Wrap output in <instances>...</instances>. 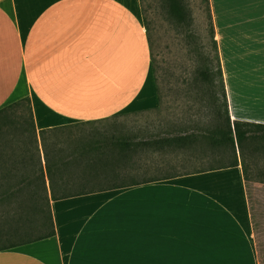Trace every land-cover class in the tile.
Returning <instances> with one entry per match:
<instances>
[{
    "label": "crops",
    "instance_id": "1",
    "mask_svg": "<svg viewBox=\"0 0 264 264\" xmlns=\"http://www.w3.org/2000/svg\"><path fill=\"white\" fill-rule=\"evenodd\" d=\"M208 2L229 120L264 125V85L230 80L264 74L235 54L264 55V0ZM151 82L138 0H0V109L27 97L36 132L152 108ZM7 139L0 187H19L43 152ZM162 148L116 165L136 184L50 201L53 235L0 264H264V181L239 165L186 172Z\"/></svg>",
    "mask_w": 264,
    "mask_h": 264
},
{
    "label": "trees",
    "instance_id": "2",
    "mask_svg": "<svg viewBox=\"0 0 264 264\" xmlns=\"http://www.w3.org/2000/svg\"><path fill=\"white\" fill-rule=\"evenodd\" d=\"M201 1L205 6L206 35L210 50L200 52L198 56L200 70L196 71V76L193 79H196V81L200 79L201 82L207 84L212 115L211 127L200 129L201 133L181 132L174 136L160 137L137 143L116 139L108 142V145L104 144V146H85L81 141H78L73 148L76 150L73 154H69L63 160H59L58 157L57 161H54L53 157L56 158L57 154L53 150L50 152L51 154L47 155L45 153L46 135L49 134L50 136L66 126L36 132L27 97L0 109V147L8 140L7 137L11 136L14 137L16 142L21 143L27 149L34 150L38 155L39 142L44 160L43 170L38 168L37 171L27 172L25 182L21 186L0 187V250L52 236L53 225L49 210L50 201L105 189L120 188L121 184H136L129 172L128 174L121 173L116 168L117 164H123V162L129 160L131 149L164 147L171 151L181 150L185 155L183 160L187 163V167L181 164V170H186L189 167L186 172L196 173L202 170H215L239 165L242 178L246 181L252 180L249 178L250 175L246 166L240 160L238 163L235 152L237 150L238 153H241L244 149L263 151L264 125L238 121L230 122L209 3L208 0ZM158 3L166 18L165 20L170 24L173 31L178 35L191 39L193 36L190 29L191 15L185 0H158ZM138 4L148 47L150 74L153 75L155 72L154 61L150 52L152 40L146 19L145 0H138ZM155 92L159 102L157 88H155ZM84 123L88 122L74 124ZM196 143L208 150L209 156L212 155L211 152L217 156H228V162L206 169H190L192 165L200 160L198 158L199 154L194 155L191 153ZM49 155L50 161L48 159ZM37 164L39 165V161H37ZM142 180L146 182L145 179L140 177V181Z\"/></svg>",
    "mask_w": 264,
    "mask_h": 264
},
{
    "label": "rangeland",
    "instance_id": "3",
    "mask_svg": "<svg viewBox=\"0 0 264 264\" xmlns=\"http://www.w3.org/2000/svg\"><path fill=\"white\" fill-rule=\"evenodd\" d=\"M185 3L191 15L190 29L193 34L191 39L178 35L173 31L170 24L165 20L158 0H145L146 19L152 40L150 52L155 70L153 75L151 74V84L154 89L157 88L159 95V102L157 100L156 106L123 112L119 116L105 120L70 124L50 136L49 134L46 135L45 153L47 155L51 154L50 152L53 150L57 154L56 158L53 157L54 161H57L58 157L59 160H63L76 151L73 148L78 141H81L85 146H104V144L108 145V142L116 139L137 143L160 137L174 136L181 132L201 133L200 129L211 127L212 115L207 94L208 86L200 79L197 81L193 79L196 76V71L200 70L198 62L200 52L210 50L206 35L205 6L201 0H185ZM139 14L141 18L140 8ZM256 31L255 36L261 37L258 36L259 30L257 28ZM238 41L239 43L232 44L236 49L246 42V40ZM221 42L223 47L228 44L226 38ZM253 47L258 49L255 42ZM235 54L238 57L237 60L241 63L245 59L246 61L249 60L253 64L254 72L262 70L259 69V64L264 62V55L244 54L243 56V51L240 50L236 51ZM224 59L227 60L226 52ZM224 67L227 69L226 63H224ZM230 80L233 84L246 81L247 84L261 86L264 85V74L259 75L256 71L251 77H230ZM192 150V154H199V157H197L200 160L192 165L190 169L215 167L229 160L228 156L213 155V152L209 156L208 150L197 143L194 144ZM170 151H164L166 159L173 160L175 159L174 156H177L184 166L187 165L183 160L185 155L181 150ZM235 154L237 160H240L248 169L250 178L264 181V150L249 151L244 149L241 153L236 150ZM201 156L202 158H200ZM48 159L51 160L50 155Z\"/></svg>",
    "mask_w": 264,
    "mask_h": 264
}]
</instances>
